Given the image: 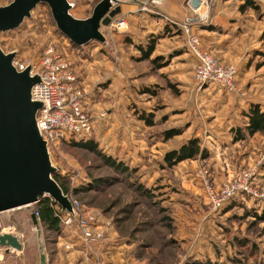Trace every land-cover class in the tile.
Masks as SVG:
<instances>
[{"label":"rangeland","instance_id":"374dc122","mask_svg":"<svg viewBox=\"0 0 264 264\" xmlns=\"http://www.w3.org/2000/svg\"><path fill=\"white\" fill-rule=\"evenodd\" d=\"M70 1L76 4L72 13L86 17L99 0ZM137 1L139 6L123 9L124 28H101L109 48L96 42L81 48L68 43L57 31L45 5L37 6L19 29L0 33L1 49L5 53L16 51L18 58L30 60L47 47L64 57L76 77L75 87L88 100L91 122L94 113L101 114L102 119L101 129L95 125L93 128L92 124L89 136L71 137L72 143L64 142L51 151L53 163L61 168L58 174L64 180L74 210L91 233L101 236L83 242L77 229L78 220L72 223L71 230L62 227L58 235L52 234L39 220L37 225L32 223L31 208L3 212L0 229L17 234L23 249L4 254L0 248V264H39L38 242L49 261L59 254L63 257L72 250L66 240L71 236L68 232L73 233L92 264H108L110 256L105 250L112 244L116 248L122 246L125 255L133 250L132 263L143 258L147 264H264V223H258L252 215L264 210V202L253 201L256 208L249 203L241 208L237 204L239 209L232 208L228 213H211L208 204L202 203L205 198L198 179L207 172L217 191L224 182L260 160L264 154V137L260 134L252 139L255 147L247 150L251 144L247 141L239 144L240 148L213 142L217 140L216 123L226 116L227 99L234 96L238 107V103L264 97V88L250 87L240 76L237 81L235 78L236 90L230 95L212 84L200 86L194 78L196 60L182 47L185 42L178 26L185 21L174 20L182 19L179 10L167 13L175 0ZM9 2L0 0V7ZM188 2L193 7L190 0L177 3L186 8ZM152 41L154 50L147 59H142L139 47L146 49ZM261 65L263 54L256 63ZM120 92L125 94L119 97ZM115 99L118 106L112 108ZM253 104L264 109V102ZM240 108L243 114L233 125L232 139L236 129L243 132L245 127L243 121L249 107L242 104ZM108 110H116L121 117L117 118V128L132 125L142 128L138 131L140 137L147 128L155 135L163 136L172 130L180 131V135L168 139L164 136L163 145L139 153L144 161H133L126 147L123 152L119 151L120 143L116 148L115 134L109 132L114 120ZM189 126L191 129L187 131ZM121 135L118 132V138L126 142V132ZM192 138L198 139L207 159H192L174 167L165 163L159 166L164 151L175 150ZM88 144L96 152L86 148ZM109 162L127 172H118ZM255 185L264 190V164ZM140 186L152 195L145 197L137 190ZM58 237L60 247L52 245L59 241Z\"/></svg>","mask_w":264,"mask_h":264},{"label":"water","instance_id":"95a60500","mask_svg":"<svg viewBox=\"0 0 264 264\" xmlns=\"http://www.w3.org/2000/svg\"><path fill=\"white\" fill-rule=\"evenodd\" d=\"M197 4L200 0H194ZM39 5L49 8L57 31L70 44L87 47L96 42L109 48L102 27L110 26L121 14L122 5H137V0H99L91 14L76 18L69 0H11L0 7V33L19 29L31 18ZM16 51L5 53L0 47V213L28 208L40 197L52 200L61 210L76 216L69 197L53 179L61 168L54 164L48 143L37 129L36 117L42 104L31 98V88L40 82L30 68L17 71L12 62ZM32 223L37 220L31 215ZM0 248L4 254L21 252L23 244L13 232L0 229ZM39 264H46L41 242H38Z\"/></svg>","mask_w":264,"mask_h":264},{"label":"crops","instance_id":"0c3cea01","mask_svg":"<svg viewBox=\"0 0 264 264\" xmlns=\"http://www.w3.org/2000/svg\"><path fill=\"white\" fill-rule=\"evenodd\" d=\"M180 1L181 0H175V2L173 3L174 5H172V9L170 10V12L168 11L167 13L172 14L173 9H175L176 11L179 10V12L181 13L182 19H174V20L177 22L179 21L181 22L183 20L188 21L189 24H191V29L199 36L201 46L204 50H206L212 56L217 58L222 64L234 65L237 68L236 81H237V78L240 76L239 79L240 80L243 79L246 85H249L250 87L264 88V65L256 66L257 59L261 58L262 54L264 56V36H263L264 34V0H254L255 4L258 6L257 10L252 9V8H247L244 11H241L239 9L240 6L243 4V1L241 0H200V2H198L195 7H191L188 2L186 4V8L182 6V4L177 3ZM125 6L133 7L137 5H122L121 7L122 15H124L123 9ZM75 7H76V4H75ZM72 15L75 16L73 13ZM75 17L85 18V17H78V16H75ZM178 28L180 31V37L182 38V40H184V35L181 31V28L179 26ZM182 47H183V50L186 51L185 52L186 54L191 55L187 51L185 45L182 44ZM122 93L125 94V92H120L119 97L122 95ZM224 93L225 95L232 94L228 92H224ZM233 98L231 97L227 99V102H226L227 112L225 113L226 116L224 117V120L222 122L216 123V128L214 132L217 134V137L215 138L217 140L216 142H213V143H216V144L220 143L221 145L225 144L226 146L228 144L229 147H239L240 148L239 144H242L243 142L247 141L251 144H249L247 148L245 149L247 150L250 148H254L255 146L253 145L255 144V142H253L252 139L254 138L256 134L253 136H245L247 137V140L246 138L242 139L243 140L242 142H240L241 140L238 142H235L232 139V136H233L232 129H233V125L240 118L239 115L243 114L241 113L240 105L243 104L249 107L251 103L262 104V102H264V97L260 95V96L255 97L254 99H249L247 102L238 103L239 105L238 107L235 106L236 99L234 96ZM87 102L88 100L84 99V107L88 111L90 107L88 108ZM117 106H118V99H115V102H113L112 108H117ZM108 112H109L108 113L109 117L112 120H114V122H111V128L109 132H111L112 134H115L114 143H116V148L119 147L118 146L119 143L121 144L120 146L121 149L119 151L123 152L124 147H126L127 150L129 151L128 153L131 154L130 157H132L133 161L143 160L144 156L139 155L140 152L143 153L151 149L154 150L157 147H159L158 145L164 144L163 138L165 139L164 137L165 135L163 136L159 134L155 135V133L151 134L148 132L149 128L143 130V133H141V137L139 136L138 131L141 130L142 128L138 129L134 125L130 127L122 126L120 128H117V121H118L117 118L120 116L118 115V113H116L117 112L116 110L112 112L108 110ZM92 114L93 113H91L90 115ZM94 115H95L93 116L94 121L92 122L93 128H94V125L95 127H99V124H101L102 122V119L100 118L101 114L94 113ZM243 122H244L243 125L245 126L247 119L244 118ZM99 129H101V126L99 127ZM189 129H191L190 126L187 129V131ZM118 132L122 133V135L124 134V132H126L127 134L126 142L122 141L123 140L122 137L118 138ZM159 136H161V139L159 138ZM220 136L222 137L220 138ZM251 151H254V149H251ZM166 152L164 151V153L162 154L161 160L160 162H158L159 166H161V164L164 165L165 163L164 156ZM118 154H120V152ZM230 159L233 160L234 157ZM186 161H191V160H186ZM186 161H183L177 165H180ZM151 195L152 194L148 192V196L150 197ZM204 198H205V201L203 200L202 203L207 205L205 194H204ZM248 203L252 205L251 207L256 208V203H254L252 200H249L245 197H240L236 201L234 202L232 201L231 203L225 205L223 209L219 210V212L223 211L225 213L226 212L228 213L233 210L232 208L239 209V206L241 208V205L243 204L247 205L248 207L249 206ZM237 204H239V206ZM259 211H262V208L259 209ZM68 233L67 235H71V236H69V238L66 240L71 245L72 250H70V252H68V254H66L63 257L60 254L57 255L56 257H54V260L52 261H49L48 256L47 257L45 256L46 264H92V262L84 256V252L81 250L82 248L78 246L79 242L75 239L74 235H72L73 233L72 232H70L69 234ZM52 234L58 235L59 233H52ZM15 235L17 236V234ZM113 235L116 238L117 235H115V233H113ZM114 237L111 235V239ZM60 238L61 237H58V240ZM110 240L109 239L107 240L109 241L108 244H111ZM52 245L60 247L61 245L60 240L57 242H53ZM129 249H132V248L129 247ZM124 251L125 250H122V246H119L116 248V245L114 244L110 245L108 250H105V254L106 255L109 254L108 256H110L109 258H107L108 264H128V262H130V264H147L148 263L143 258H137L136 259L137 261L135 263H132L133 262V259H132L133 250L126 251L127 255L124 254ZM10 253H13V252H10ZM130 255L132 256L130 257Z\"/></svg>","mask_w":264,"mask_h":264},{"label":"built area","instance_id":"2783aa9c","mask_svg":"<svg viewBox=\"0 0 264 264\" xmlns=\"http://www.w3.org/2000/svg\"><path fill=\"white\" fill-rule=\"evenodd\" d=\"M190 3L193 7L196 6L194 0H190ZM110 26L116 30L124 28L126 21L123 15L115 17ZM180 28L184 35L185 47L196 60L194 68L196 82L200 86L212 84L229 93L234 92L237 68L234 65L222 64L204 50L199 37L193 33L188 21L181 24ZM12 64L17 71H23L29 67L30 74H37L40 78V82L31 88V98L42 104L37 113L36 126L40 136L47 141L50 153L71 137H86L91 134L92 122L84 107L83 95L75 87L76 77L64 57L57 54L53 48L47 47L39 56L30 60L18 58L16 55ZM263 164L264 154L256 164L224 182L217 191L212 187L208 173H201L198 179L210 212L219 211L237 197L264 202V190L255 185L260 166ZM38 202L29 206L31 215L36 220L39 218ZM57 217L59 224L66 230H71L72 223L78 220L77 229L83 242L91 240L92 237L101 236L100 233H91L86 222L78 214L72 217L62 212L57 214Z\"/></svg>","mask_w":264,"mask_h":264},{"label":"trees","instance_id":"16d2710c","mask_svg":"<svg viewBox=\"0 0 264 264\" xmlns=\"http://www.w3.org/2000/svg\"><path fill=\"white\" fill-rule=\"evenodd\" d=\"M241 1H243V4L239 8L241 11H244L247 8H252L255 10L258 9V6L255 4L254 0H241ZM139 50L143 53L142 59H147L154 50V42L152 41V43H149L146 49H142L141 47H139ZM245 116L247 122L244 127V130L243 132H240L237 129L235 131L233 140L235 142H238L244 139L245 136H253L255 134H260L264 137V111L261 110L260 106L257 104L250 105L248 111L245 113ZM177 135H180V131L178 130H172L165 133L167 139ZM71 140L72 139L66 141L65 143H72L70 142ZM85 147L91 149L93 152H96L94 146L91 144H88ZM197 158H199L200 160H205L207 159V154L204 149L201 150L198 139L192 138L189 139L187 143L179 146L177 149L167 152L164 156V161L168 167H172L183 161L192 160V159L195 160ZM109 164L118 172L121 173L127 172V169H123L122 166L120 168V165H115L110 162ZM53 179L60 186L63 193L68 196V191L64 187L63 178L60 177V175L57 173L53 175ZM137 190L141 191V193L145 197L148 196L149 191L145 189L143 190L141 186L137 187ZM37 207L39 211L38 220L40 221L41 224H43L46 227V230L52 233H60V230H62V226L59 224L57 217V214H62L60 208L47 197H40ZM252 215L258 223H264V210L259 214H256L254 212Z\"/></svg>","mask_w":264,"mask_h":264},{"label":"bare ground","instance_id":"6f19581e","mask_svg":"<svg viewBox=\"0 0 264 264\" xmlns=\"http://www.w3.org/2000/svg\"><path fill=\"white\" fill-rule=\"evenodd\" d=\"M68 42V41H67ZM29 208V207H28Z\"/></svg>","mask_w":264,"mask_h":264}]
</instances>
